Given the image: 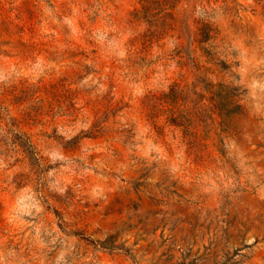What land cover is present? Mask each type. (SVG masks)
Segmentation results:
<instances>
[{"label": "rangeland", "instance_id": "rangeland-1", "mask_svg": "<svg viewBox=\"0 0 264 264\" xmlns=\"http://www.w3.org/2000/svg\"><path fill=\"white\" fill-rule=\"evenodd\" d=\"M0 264H264V0H0Z\"/></svg>", "mask_w": 264, "mask_h": 264}]
</instances>
